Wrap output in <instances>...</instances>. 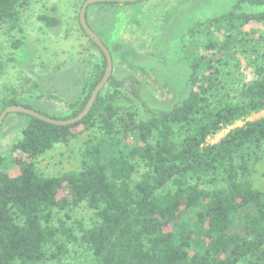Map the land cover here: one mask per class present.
Instances as JSON below:
<instances>
[{
	"label": "trees",
	"instance_id": "16d2710c",
	"mask_svg": "<svg viewBox=\"0 0 264 264\" xmlns=\"http://www.w3.org/2000/svg\"><path fill=\"white\" fill-rule=\"evenodd\" d=\"M29 3L0 0V23L17 27ZM243 3L264 6L238 0L187 29L180 48L188 91L169 109L143 112L134 80L127 88L113 74L77 123L15 113L27 120L0 151V264L86 256L91 264H264V191L253 180L264 156V115L251 118L264 111V9L244 11ZM39 19L61 23L47 13ZM81 29L102 62L71 113L42 112L16 92L1 99L0 113L21 104L69 119L85 108L107 61ZM58 145H77L75 163L50 173L40 159ZM83 203L89 219L72 213Z\"/></svg>",
	"mask_w": 264,
	"mask_h": 264
},
{
	"label": "rangeland",
	"instance_id": "374dc122",
	"mask_svg": "<svg viewBox=\"0 0 264 264\" xmlns=\"http://www.w3.org/2000/svg\"><path fill=\"white\" fill-rule=\"evenodd\" d=\"M238 0H143L135 3H98L89 6L90 26L108 45L114 59L113 74L140 89L142 111L169 109L188 91L190 70L181 54V39L198 20L227 12ZM85 0H30L17 27L0 23V102L12 93L37 110L56 116L71 113L70 104L86 92L85 83L96 73L102 55L81 29ZM254 12L264 6L243 3ZM47 13L61 23L48 27L39 19ZM21 40L16 47L14 43ZM245 72L248 70L245 68ZM264 115V111L251 118ZM26 118L9 114L0 127V151H8ZM242 122H238V125ZM211 136L216 143L228 132ZM81 141V140H80ZM78 144V141H77ZM75 147L58 145L40 159V167L58 173L72 167ZM264 191V156L253 177ZM86 219L93 215L86 203L72 211ZM73 264H91L86 256Z\"/></svg>",
	"mask_w": 264,
	"mask_h": 264
},
{
	"label": "water",
	"instance_id": "95a60500",
	"mask_svg": "<svg viewBox=\"0 0 264 264\" xmlns=\"http://www.w3.org/2000/svg\"><path fill=\"white\" fill-rule=\"evenodd\" d=\"M142 0H85V2L82 5L81 11H80V23L85 32L88 34V36L97 44L98 47L103 51L106 57V69L105 73L103 75V78L101 81L96 85L94 88L85 108L76 116L69 118V119H57L48 115H45L33 108L24 106V105H10L6 107L1 113H0V127L2 126L4 120L6 117L11 113H23V114H29L31 116H35L43 121L58 124V125H69L74 124L82 120L85 116L89 114V112L92 110V107L100 94V92L103 90L105 85L110 80L111 76L114 72V59L112 56V53L108 47V45L102 40V38L97 34V32L90 26L88 20H87V11L89 6L98 4V3H106V2H115V3H135Z\"/></svg>",
	"mask_w": 264,
	"mask_h": 264
},
{
	"label": "built area",
	"instance_id": "2783aa9c",
	"mask_svg": "<svg viewBox=\"0 0 264 264\" xmlns=\"http://www.w3.org/2000/svg\"><path fill=\"white\" fill-rule=\"evenodd\" d=\"M210 138V137H209ZM209 138H208V140H209Z\"/></svg>",
	"mask_w": 264,
	"mask_h": 264
}]
</instances>
